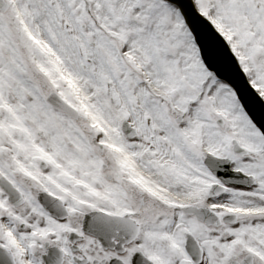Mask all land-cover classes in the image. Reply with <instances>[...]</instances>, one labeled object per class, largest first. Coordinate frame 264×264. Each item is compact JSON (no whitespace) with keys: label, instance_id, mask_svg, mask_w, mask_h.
<instances>
[{"label":"snow or ice","instance_id":"1","mask_svg":"<svg viewBox=\"0 0 264 264\" xmlns=\"http://www.w3.org/2000/svg\"><path fill=\"white\" fill-rule=\"evenodd\" d=\"M0 264H264V0H0Z\"/></svg>","mask_w":264,"mask_h":264}]
</instances>
